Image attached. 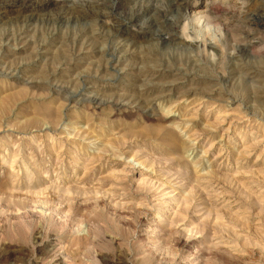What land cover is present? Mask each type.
<instances>
[{"label":"rangeland","instance_id":"rangeland-1","mask_svg":"<svg viewBox=\"0 0 264 264\" xmlns=\"http://www.w3.org/2000/svg\"><path fill=\"white\" fill-rule=\"evenodd\" d=\"M0 264H264V0H0Z\"/></svg>","mask_w":264,"mask_h":264},{"label":"bare ground","instance_id":"bare-ground-1","mask_svg":"<svg viewBox=\"0 0 264 264\" xmlns=\"http://www.w3.org/2000/svg\"><path fill=\"white\" fill-rule=\"evenodd\" d=\"M18 1H19V0H18ZM40 1H41V0H40ZM25 2H26V0H25ZM38 2H39V1H38ZM39 3H40V2H39ZM83 9H84V8H83ZM70 13H71V12H70ZM151 18H152V17H151ZM153 18H154V17H153ZM153 18H152V19H153ZM153 21H154V19H153ZM152 24H153V22H152ZM152 24H151V25H152ZM154 25H155V24H154ZM157 25H158V24H157ZM167 30H168V29H167ZM167 30H166V31H167ZM170 32H171V31H170ZM165 33H166V32H165ZM172 35H173V34H172ZM170 36H171V35H170ZM114 64H115V63H114ZM116 64H117V63H116ZM116 64H115V65H116ZM115 67H116V66H115ZM114 69H116V68H114ZM116 71H118V69H117ZM116 73H119V72H116ZM94 98H95V97H94ZM10 162H11V161H10Z\"/></svg>","mask_w":264,"mask_h":264}]
</instances>
